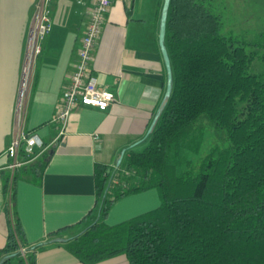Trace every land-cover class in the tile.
<instances>
[{"label":"trees","instance_id":"16d2710c","mask_svg":"<svg viewBox=\"0 0 264 264\" xmlns=\"http://www.w3.org/2000/svg\"><path fill=\"white\" fill-rule=\"evenodd\" d=\"M208 1L168 0L170 91L139 150H128L115 167L93 164L94 204L80 231L63 241L83 264L117 254L128 264H264V72H248L253 53L219 34ZM206 127L214 138L209 150L177 173L171 157L188 138L198 147ZM47 155L2 177L9 223L0 264H34L40 244L25 240L14 185H39ZM120 167L128 175L113 185ZM149 189L157 193L155 209L103 222L117 199Z\"/></svg>","mask_w":264,"mask_h":264},{"label":"crops","instance_id":"0c3cea01","mask_svg":"<svg viewBox=\"0 0 264 264\" xmlns=\"http://www.w3.org/2000/svg\"><path fill=\"white\" fill-rule=\"evenodd\" d=\"M37 1L0 0V248L9 223L2 177L12 173L6 168L5 149L15 130L30 132L43 146L34 148L29 157L20 155L21 166L51 151L39 185L24 180L14 185V212L25 240L30 246L40 244L34 249V264H83L64 248L63 241L80 231L79 221L94 204L93 164L115 167L128 150H139L164 99L166 69L158 43L163 0L110 4L90 70L97 85L111 91L114 100L105 111L72 109L60 139H56L59 125L53 118L76 59L85 25L84 6L76 0H53L50 31L39 43L28 82L26 69L19 94L30 18ZM158 204L154 189L125 195L110 206L103 222L112 226ZM92 264L128 262L117 254Z\"/></svg>","mask_w":264,"mask_h":264},{"label":"built area","instance_id":"2783aa9c","mask_svg":"<svg viewBox=\"0 0 264 264\" xmlns=\"http://www.w3.org/2000/svg\"><path fill=\"white\" fill-rule=\"evenodd\" d=\"M114 1L116 0H76V3L84 6L85 25L78 40L73 68L66 76L54 113L53 120L59 125L56 139L63 137L66 122L72 109L87 107L105 111L114 100L111 91L97 85L90 70L94 45L104 22L105 14ZM52 2L53 0H38L33 6L20 85L24 81L29 61H33L40 52V41L50 31ZM19 94H21L20 89ZM42 146V140L35 133H21L15 130L5 149V156L9 160L6 168L13 171L20 167V155L29 157L33 155L34 148L41 149ZM20 253L23 257L25 251L20 249Z\"/></svg>","mask_w":264,"mask_h":264},{"label":"rangeland","instance_id":"374dc122","mask_svg":"<svg viewBox=\"0 0 264 264\" xmlns=\"http://www.w3.org/2000/svg\"><path fill=\"white\" fill-rule=\"evenodd\" d=\"M209 11L217 15L220 21L219 34L230 39L234 45L242 46L246 53H253L248 72L259 74L264 72V0H209ZM34 61V60H33ZM33 61H30L31 66ZM29 63V64H30ZM31 66L28 80L31 77ZM22 93V85H20ZM214 142L213 132L205 128L200 143L193 145L188 138L181 146L178 155L171 161L180 173L193 166L198 158L203 156ZM225 141H220V146H226ZM115 177L112 184H119L127 177L123 168H115Z\"/></svg>","mask_w":264,"mask_h":264},{"label":"water","instance_id":"95a60500","mask_svg":"<svg viewBox=\"0 0 264 264\" xmlns=\"http://www.w3.org/2000/svg\"><path fill=\"white\" fill-rule=\"evenodd\" d=\"M168 5V0H163L162 1V6H161V12H160V18H159V31H158V43L162 51L163 59L165 62V69H166V86H165V92H164V99L162 104L164 103L165 98L168 96V93L170 91V81H171V76H170V67H169V62H168V57L166 54V50L164 48L163 44V29H164V21L166 17V7ZM158 112L155 114L154 118L152 119L151 125L148 128V132L151 130V127L157 117ZM49 155L51 154V151L48 153Z\"/></svg>","mask_w":264,"mask_h":264},{"label":"bare ground","instance_id":"6f19581e","mask_svg":"<svg viewBox=\"0 0 264 264\" xmlns=\"http://www.w3.org/2000/svg\"><path fill=\"white\" fill-rule=\"evenodd\" d=\"M29 62H30V61H29ZM29 65H30V64L28 63L27 68H26L27 70H28V68H29Z\"/></svg>","mask_w":264,"mask_h":264}]
</instances>
